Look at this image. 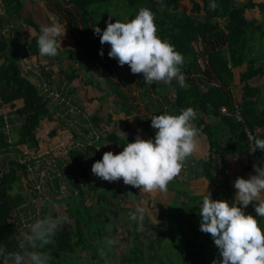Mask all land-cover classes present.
<instances>
[{
  "label": "crops",
  "instance_id": "obj_1",
  "mask_svg": "<svg viewBox=\"0 0 264 264\" xmlns=\"http://www.w3.org/2000/svg\"><path fill=\"white\" fill-rule=\"evenodd\" d=\"M177 1L183 12L190 13L193 2L199 0ZM252 1L264 4V0ZM234 2L237 6H244L250 0ZM23 4L24 12L44 29L46 37L57 41L60 50L56 53H34L31 42L37 31L25 23L11 21L3 30L5 35L12 36L18 43L20 64L25 76L47 91L51 98V118L43 120L37 131L38 150L34 151L27 145L17 147L20 161L31 164L27 179L30 192L35 190L37 194L42 193L48 179L54 186L52 171H57L56 176L62 179L60 170L69 160L68 151L72 147H84L86 141L91 145L98 139L92 117L111 118L110 123L102 124L103 129L120 137L122 144L117 146L114 142H107L103 153L110 166L132 168L134 175L126 182L134 179L135 183L128 186H134L139 181L143 183L139 195L142 201L143 196L147 197L146 211L151 217H157L156 224L165 233L166 238L162 242L164 251H169V248H165L168 240L172 241L170 245L176 251L178 248L185 249L188 244L189 248L202 247L208 263L220 264L230 245L228 239L222 238V228L230 230L243 220L256 222L260 218L259 210L253 205L264 202V176L258 171L259 165L245 155L229 156L226 176L216 175L220 164L214 159L212 174L215 177L212 179L208 176L206 162L209 142L203 128L205 124L219 123L220 117L200 111L189 115L181 110L176 106L178 87L201 90L219 87L230 107L236 109L243 102L245 83L241 76L247 70L248 63L253 61L264 68V9L259 6L246 8V18L256 20L258 25L253 28L245 46L244 63L231 68L233 80L224 84L218 74V63L212 60L216 52L228 51L226 21L223 18L216 19L220 27L217 31H208L203 40L197 41L198 59L194 65L187 60L186 64L173 67L166 64L161 56L157 59L146 58V53H141L142 58L138 63L121 60L118 49L109 46L112 40L104 42V32L108 31H104L103 27L101 31L98 30L91 22L86 25L80 8L67 0H24ZM0 9L4 15L1 0ZM197 17L204 21V14ZM107 22L108 27L116 26L112 18ZM127 23V28L118 35L117 40L134 53L143 34L139 28L142 24L137 18L131 22L127 20ZM131 23H135L136 28L130 30ZM249 84L259 89V104L263 105L264 76H256ZM21 105L19 102L17 107ZM8 111L7 107H0V115L7 119L6 133L13 140L12 133L20 126V116L16 113L7 115ZM126 123L155 153V160L150 161L146 153L135 155L128 145ZM54 129L57 134L52 137L50 133ZM84 129H89L88 136H85ZM74 134L77 138H74ZM11 152L7 155L0 150V161L17 159L15 152ZM64 152L67 157L55 156ZM89 165L95 168L91 160ZM174 168L177 172L175 176L149 178ZM45 170L48 171L47 177H44ZM105 181L109 182L107 179ZM66 185L65 182L62 184V192ZM30 194L31 197L23 194L9 196L26 235L34 229L46 202L43 200L40 205L39 195ZM192 202L197 203L196 208L214 216L215 220L199 213L192 216L189 213L191 208H195H189ZM150 203L156 209L150 210ZM184 214H187L186 219L179 218ZM189 234L194 235L193 241ZM250 241L253 242V237ZM176 255L173 257L175 260ZM4 264L14 263L8 261Z\"/></svg>",
  "mask_w": 264,
  "mask_h": 264
},
{
  "label": "trees",
  "instance_id": "obj_2",
  "mask_svg": "<svg viewBox=\"0 0 264 264\" xmlns=\"http://www.w3.org/2000/svg\"><path fill=\"white\" fill-rule=\"evenodd\" d=\"M24 0H1L5 14L0 9V107L9 109L7 115L20 116V126L17 127L14 139L6 133V116L0 115V150L7 155L14 151L20 155L17 148L27 145L37 151L39 141L37 131L41 122L50 119L51 98L49 93L35 85L24 74L18 52V43L12 36H7L3 30L11 21L27 24L37 31L31 45L34 53L47 51L59 52L57 41L48 38L44 29L29 15L24 12ZM76 5L83 13L86 25L91 22L98 30H102L106 17L113 14L112 8L105 4L113 0H67ZM127 3L143 6L145 11V30L138 39V44L145 42V49H151L159 53H148L146 58L157 59L160 56L166 64L173 67L184 65L186 61L195 64L197 61L196 43L203 40L208 31H217L220 27L216 19L223 18L226 21L225 29L228 37V54L222 50L212 55V60L218 64V74L224 84L233 80L232 67H238L244 63L245 46L250 40L254 27L258 25L256 20H249L245 16L248 7L259 6L264 9V4H256L252 0L244 6H237L234 0H199L193 2L192 12L181 10V4L177 0H126ZM163 9H160V7ZM204 14V21L197 15ZM136 13L130 15V22L136 19ZM151 18L152 20H149ZM106 36V33L104 32ZM256 76H264V68L257 66L255 62L248 63L247 70L242 74L244 86L243 102L238 104L242 120L235 117L236 110L230 107L224 92L219 87H209L207 90L179 86L176 106L193 115L200 111L204 114H214L220 117L217 124H205L203 128L209 142V156L206 162L207 173L214 179L212 174V162L218 161L220 167L216 175L226 176L229 169V156L245 155L259 165L258 171L264 176V104H259V89L249 84ZM48 81H50V78ZM228 77V79H227ZM71 79V77H70ZM21 102L22 105L18 106ZM222 106H226L231 115L221 113ZM111 118L106 120L95 115L92 123L97 128L98 139L91 145L88 141L84 147H72L68 151V162L61 167V177H57V171H53L54 186L48 179L43 187L49 191L54 204L65 208V214L59 219L55 213H51L48 202L44 203L38 224L26 235L19 229L20 221L9 196L12 191L21 186L31 190L27 182L31 164L17 159L0 161V264L13 262L14 264H84L74 260L70 256L77 249L86 251V258L90 264H108L106 254L112 253L114 243L112 236L115 227L120 225L118 213L130 212L123 205V199L132 195H139L143 188L141 181L134 186H128L126 180L134 175L132 168L110 166L109 160L103 153L107 142H114L117 146L122 144V139L109 134L103 129L102 124L110 123ZM202 124V123H201ZM85 136L90 134L89 129L83 130ZM128 134V145L135 151V155L146 153L149 160L156 159L155 153L150 147L141 141L137 133L128 123L125 126ZM57 134L54 129L50 135ZM249 134L254 139L251 141ZM77 135L74 134V138ZM96 138V137H95ZM13 147V148H12ZM23 155V154H21ZM94 163V177L89 168V161ZM176 169H169L162 174L152 175L150 179L159 177L175 176ZM108 180L109 184L114 181H122V188L110 187L108 191L117 200L119 212L106 202V193H100L102 180ZM65 182L71 187V192L65 194L61 186ZM23 186V187H22ZM105 189V188H104ZM97 196L94 205H86L88 192ZM37 196L35 190L31 191ZM19 194L22 195L20 192ZM253 205V204H252ZM185 206L186 202H185ZM253 207L262 213V220L256 223L243 220L230 230L222 232V238L229 240V247L224 252V259L220 264H264V202ZM202 216L215 220L207 211L199 208ZM190 211V210H189ZM126 219L129 235L132 237L133 246L128 250L120 264H210L205 256V249L189 248L176 251L177 260L180 263L169 261V251L159 253L165 233L158 224L149 225L155 232L145 233L139 225V217L131 215ZM255 224V225H254ZM24 233V234H23ZM254 234H261L263 241L251 242ZM128 237V236H127ZM128 239V238H127ZM245 240L251 245L259 244L261 255L249 259L239 255L240 240ZM249 240V241H248ZM62 253H66L63 257ZM79 259V258H77Z\"/></svg>",
  "mask_w": 264,
  "mask_h": 264
},
{
  "label": "rangeland",
  "instance_id": "obj_3",
  "mask_svg": "<svg viewBox=\"0 0 264 264\" xmlns=\"http://www.w3.org/2000/svg\"><path fill=\"white\" fill-rule=\"evenodd\" d=\"M106 7H111L113 14L111 12V15H113V17H106L105 19V24L103 26V30L104 31H108L105 32L106 36L104 35V42L108 43L106 40H112V45L109 44V46L111 48L114 49H118V53H119V58H121V60L124 61H134L137 62L139 61L140 58H142L141 53H146L148 52V50H144L145 49V42L139 43L137 44L138 46H136L138 48L135 49L133 52L131 53V51H128V49L122 45V43L118 42L119 40H117L118 35H121V33L123 32L124 28H127V25L125 26V22L127 23V20L129 22L130 20V15L136 13L137 15V19L140 20V23L142 24L139 28L142 30L141 33H143V31L145 30V16H144V9L143 6L141 7L140 5H136V4H128L126 0H113L111 3L105 4L104 8ZM160 8L163 9V7L161 6ZM109 18H112V23L114 26H107L108 24V20ZM127 19V20H126ZM149 20H152L151 18H149ZM111 23V22H110ZM128 24V23H127ZM136 28L135 23L129 26V29H133ZM8 33V31H6ZM111 36V37H110ZM147 43V42H146ZM148 53H159V51L151 49ZM16 131H14L12 133V136H15ZM61 155H64L67 157V154L64 152L63 154H56L55 156L61 157ZM52 167V166H50ZM89 168L91 170L92 173V177H94L95 173H94V168L93 165H89ZM51 170V169H50ZM53 172V171H52ZM48 171H44V177H47ZM135 183L134 179H131V181L127 184H133ZM100 186V193L105 194L106 193V202L108 203V205H112L116 211L119 212V208H118V204H117V200L112 196L111 192L108 191V189L111 187H115V188H122L124 185L122 184V181L118 180V181H114L112 184H109V182L102 180L98 183ZM108 185L110 187H108ZM23 187V186H22ZM105 188V189H104ZM64 193H70L71 192V187L69 185H66V187L64 186ZM22 193L23 196L24 195H28V197H31L30 195V190H26V187L21 188V186H19L18 188L16 187V189L14 191L11 192L10 195L15 196V195H19V193ZM49 191L47 189H45L44 187H42V193H38L37 195H39V203L41 205L42 201L45 200L46 202H48V205L50 206L51 209V213H55L57 216H59V219H62L64 217L65 214V208L62 206H59L57 204H54L51 198V195L48 194ZM97 201V196L95 193L88 192L87 195V201H86V205H94ZM146 204H147V197L143 196V201L141 198V195H132L131 197H128L126 199H123V205L130 210V212H124L125 214L122 213H118L117 218L120 221V225L116 226L114 229L113 234V238L112 241L114 243V248L112 249V253H108L106 254V259H107V263L108 264H120L121 263V259L122 257L128 253V250L133 246L132 244V237L131 235H129L128 233V229H127V221L126 219H128L127 217L129 216V214L131 215H136L139 217V225L141 226L142 230L145 233H152L153 235H155V232L149 227V225L152 224H156L158 223V219L157 217L153 218L149 215V213L146 211ZM39 205V206H40ZM150 206V210L154 209L151 206V203L149 204ZM197 203L196 202H192V204L189 205V208L191 207H196ZM156 209V208H155ZM172 212V210H171ZM198 210L196 212H194L193 210H190L189 213L193 216L195 214H197ZM260 212V218H258L256 220H262V213ZM152 213V212H150ZM172 215V213H171ZM186 215L184 214L182 216H179V218H181L182 220L186 219ZM254 222V223H256ZM255 225V224H254ZM19 229L23 231V229H21L22 225L20 223H18ZM160 226V225H159ZM192 228L194 229V226H192ZM223 230H225L224 228H222ZM196 230V229H195ZM223 232V231H222ZM24 234V233H23ZM27 234H29V232H27ZM128 236V237H127ZM188 237L191 239V241H193L194 235L193 234H189ZM253 237V242H259L262 243L263 238L261 236V234H254L251 236V238ZM128 238V239H127ZM249 241V240H248ZM172 243V241L168 240V246H166L165 248H169V253H170V258L169 261L172 260V262L175 263H180V261L175 260L173 257L176 254V249L172 248V246L170 245ZM239 246H240V250L239 255L242 258H249V259H253L256 257H259L261 255V249L259 244H255V245H251L250 243H248L245 240H240L239 241ZM163 246V244H161ZM226 248V246H224ZM264 251V249H263ZM159 253L163 254L164 253V248H159ZM86 251H82L77 249L76 252L74 254H71L70 256L72 257V259L74 260H79L81 263L84 264H90L91 261L89 259L86 258ZM62 256L65 257L66 253H62ZM79 258V259H77Z\"/></svg>",
  "mask_w": 264,
  "mask_h": 264
},
{
  "label": "built area",
  "instance_id": "obj_4",
  "mask_svg": "<svg viewBox=\"0 0 264 264\" xmlns=\"http://www.w3.org/2000/svg\"><path fill=\"white\" fill-rule=\"evenodd\" d=\"M235 110H236V113H235V117H236V119H238V120H242V118H241V116H240V113H239V107L237 106ZM221 113H222L223 115H226V116L231 115V113L229 112V110H228L227 107H222V108H221ZM249 136H250L251 141H253V139H254L253 135H252V134H249Z\"/></svg>",
  "mask_w": 264,
  "mask_h": 264
}]
</instances>
